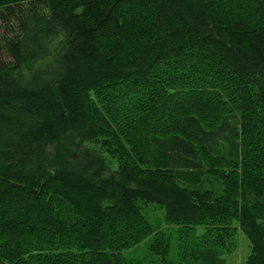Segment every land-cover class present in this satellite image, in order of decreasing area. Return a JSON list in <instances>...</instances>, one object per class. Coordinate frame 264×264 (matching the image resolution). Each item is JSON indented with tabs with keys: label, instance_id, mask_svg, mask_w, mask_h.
<instances>
[{
	"label": "trees",
	"instance_id": "1",
	"mask_svg": "<svg viewBox=\"0 0 264 264\" xmlns=\"http://www.w3.org/2000/svg\"><path fill=\"white\" fill-rule=\"evenodd\" d=\"M0 19V264H148L122 252L151 235L154 264L241 239L264 264V0H0Z\"/></svg>",
	"mask_w": 264,
	"mask_h": 264
},
{
	"label": "rangeland",
	"instance_id": "2",
	"mask_svg": "<svg viewBox=\"0 0 264 264\" xmlns=\"http://www.w3.org/2000/svg\"><path fill=\"white\" fill-rule=\"evenodd\" d=\"M0 24L5 25V22L0 19ZM0 32H9L8 29L4 26L1 28ZM3 58L5 60H9L8 55L3 54ZM143 96V95H142ZM139 97V95H138ZM144 98V97H143ZM145 99V98H144ZM151 99V100H150ZM147 100H150L152 105H155L156 107V101H154L152 98H147ZM224 118H227L224 129L227 133H232V129L235 128V124L237 122V117L235 115H225ZM231 131V132H230ZM227 137V135H226ZM236 137V136H235ZM226 140L228 138H225ZM217 147H222L221 144L223 142L222 138H217ZM224 144V142H223ZM106 160L109 162L110 167L113 169L116 168V161L110 160L108 156H106ZM210 185L209 181H203L200 184L201 188L208 187ZM138 205L140 206V210L143 213V215L146 217V219L154 226L156 229H162L165 233L169 234V252L167 255V259L170 261H181L184 263L185 258H181L179 254V245H178V238L177 235L171 231L172 226H166L164 222V211L163 208L153 202H147L142 203L138 202ZM152 241V235L146 237L143 239L140 243L135 245L134 247L130 249H126L122 252V256L127 261L131 262H140V263H148V264H154L157 261H159V256L155 254L149 247ZM249 254V241L247 239H241L240 242V248L237 249L232 254H227L223 257L222 264H243L244 260L246 259L247 255Z\"/></svg>",
	"mask_w": 264,
	"mask_h": 264
}]
</instances>
